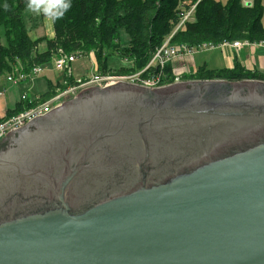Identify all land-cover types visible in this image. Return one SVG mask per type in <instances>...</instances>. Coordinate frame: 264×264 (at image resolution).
I'll return each instance as SVG.
<instances>
[{
	"label": "water",
	"instance_id": "1",
	"mask_svg": "<svg viewBox=\"0 0 264 264\" xmlns=\"http://www.w3.org/2000/svg\"><path fill=\"white\" fill-rule=\"evenodd\" d=\"M122 82L7 134L0 264H264V81Z\"/></svg>",
	"mask_w": 264,
	"mask_h": 264
},
{
	"label": "trees",
	"instance_id": "2",
	"mask_svg": "<svg viewBox=\"0 0 264 264\" xmlns=\"http://www.w3.org/2000/svg\"><path fill=\"white\" fill-rule=\"evenodd\" d=\"M37 1L0 0V30L4 38V42L0 41V88L13 70L28 71L36 65L45 66L63 53H91L96 73L124 74L141 71L167 38L171 44L187 46L264 40L262 0H226L224 3L219 0H52L55 8L49 15L53 36L32 37V27L26 24L23 11ZM190 9L191 19L179 25ZM121 30L128 37L124 43ZM108 53L119 57L127 55L131 64L109 67ZM166 71L170 76L167 81L171 82L170 64ZM148 74L147 70L141 72L142 76ZM183 78L264 81V73L246 70L234 62L232 68L197 67ZM72 80L63 75L58 81L49 82L46 92L34 99L20 98L5 116L43 102L55 88H64Z\"/></svg>",
	"mask_w": 264,
	"mask_h": 264
},
{
	"label": "built area",
	"instance_id": "3",
	"mask_svg": "<svg viewBox=\"0 0 264 264\" xmlns=\"http://www.w3.org/2000/svg\"><path fill=\"white\" fill-rule=\"evenodd\" d=\"M191 9L183 16L179 25H181L185 20L189 19V13ZM168 41L169 39L167 38L161 44V46H159L154 51L152 57L150 58L146 66L142 69V71H148L149 74L146 77H141V71H139V73L135 75L92 73L91 75H89V77L73 78V76L71 75L70 64L75 60L77 55L73 53L58 54L53 59L54 68L65 71L63 75H65V77L73 78L72 83L66 84L64 88H55L54 93L43 102L37 103L31 107H27L16 114L1 117L0 139L10 133L11 130L22 127L33 117L42 115L50 109L59 106L64 102L66 98H72L74 95H76V93L86 87H105L118 81L133 82L146 87H153L159 84L169 83V81L167 80L168 78H170V76L169 73L166 71V66L169 64L171 66L174 60L188 59L192 56L194 51L222 46H229L235 51H239L245 46H254L256 48L264 49V40H234L231 42H223L219 45H215L211 42H204L197 46H187L185 44H171ZM45 68L47 67L43 65H36L28 71L15 69L11 73L6 75L5 80L6 82H12L13 84H16L19 81L27 79L29 76L41 73ZM171 73H173V76L171 77V82H177L182 79V75H180V73H175L173 71H171L170 74ZM64 83H66V81ZM2 94L3 91L0 90V95ZM25 98H27L25 94L21 95V99Z\"/></svg>",
	"mask_w": 264,
	"mask_h": 264
},
{
	"label": "rangeland",
	"instance_id": "4",
	"mask_svg": "<svg viewBox=\"0 0 264 264\" xmlns=\"http://www.w3.org/2000/svg\"><path fill=\"white\" fill-rule=\"evenodd\" d=\"M221 2H226V0H219ZM262 4L264 7V0H262ZM54 2L52 0H39L33 4L31 7H27L23 11V16L25 18V22L31 28L30 35L32 37H48L52 31V22L49 17V13L54 10ZM189 19H191L189 17ZM262 22L264 23V11ZM121 42L127 40V34L124 30L120 31ZM0 41L4 42V38L2 37V31L0 30ZM222 47H215L211 49H201L198 51H194L191 57L187 59V65L192 67L191 60L193 59L196 65L203 64L206 62L208 68H218L222 67L226 64V56L229 55V51L226 49L223 51ZM226 52V55L225 53ZM131 58L127 55H122L119 57L117 54L108 53L107 54V64L109 67L118 68L120 66H127L131 64ZM94 57L90 54H80L77 55L75 60L70 64L71 75L74 78L79 77H89L94 66ZM172 67L176 69V66H180L181 62L179 60H174ZM194 63V64H195ZM45 68L41 73L29 76L27 79L19 81L16 84L12 82H4V87H1V91L7 94L5 95L6 99H8L9 104H13L17 98L20 99L21 94H26L29 98H34L36 95L43 94L47 89L49 82L58 81L65 71L58 70L54 68V60L50 61L45 65ZM174 69V70H175ZM191 70V69H190ZM142 72V69H141ZM176 72V71H175ZM189 72V71H188ZM138 71L127 72L124 74L127 75H135L138 74ZM123 74V73H122ZM146 77V76H141ZM143 86V85H142ZM146 87V86H145Z\"/></svg>",
	"mask_w": 264,
	"mask_h": 264
},
{
	"label": "crops",
	"instance_id": "5",
	"mask_svg": "<svg viewBox=\"0 0 264 264\" xmlns=\"http://www.w3.org/2000/svg\"><path fill=\"white\" fill-rule=\"evenodd\" d=\"M52 36H53V29H52V31L48 37H52ZM43 46L44 45L41 44V47H43ZM221 49L223 51H225L227 49L229 51V55L226 56V64L224 66L218 67V68H232L234 65V62H237L246 70H249V71L250 70L251 71L257 70L259 72L264 73V49L256 48L254 46H245L242 49H240L239 51H235L233 48H231L229 46H222ZM224 53L226 55V52H224ZM191 61H192L191 62L192 67H189L187 65V59H179V62H181V65L176 66V69H175L172 67V65H173V63H172L171 64V71H173V72L176 71L175 73H180V75H182L181 77L183 78L184 75H188V74L194 72L195 69H197V67L205 66L206 68H208L206 62H204L203 64L196 65V63L194 62L193 59ZM218 68H211V69H218ZM93 69L94 70H92L91 74L96 73L95 60H94ZM79 78H83V77H79ZM3 87H4V85H3ZM6 94H7L6 92L5 93L3 92V94L0 95V118L5 116V113L8 109H13L15 104L20 100L19 98H17L16 101L10 105L8 99H6V97H5ZM21 95H23V93ZM37 96H39V95H36L35 97H37ZM26 97L28 99H34L35 98V97L29 98L27 95H26ZM20 98H21V96H20Z\"/></svg>",
	"mask_w": 264,
	"mask_h": 264
},
{
	"label": "flooded vegetation",
	"instance_id": "6",
	"mask_svg": "<svg viewBox=\"0 0 264 264\" xmlns=\"http://www.w3.org/2000/svg\"><path fill=\"white\" fill-rule=\"evenodd\" d=\"M204 80H211V81L220 80V81L225 82V83H221V85H217V84L205 82ZM241 80H243V79H241ZM241 80L185 79V78H182L181 80H179L177 82H169V83L159 84V85H156V86H153V87H147V88L156 89V88H160V87H164V86H168V85H172V84L187 83V84H189V86L187 87V89L184 88L183 92H182L184 94V96L185 97H200V98H202L204 100L211 101V102H206V103L205 102H196L194 104L195 106H205V105H208L209 103L214 104L215 102H212V101L216 100V98L227 97V94L232 93V90L234 89V84L236 82L241 81ZM119 83H121V82H116V83H113V84H110V85H116V84H119ZM122 83L141 85V84H137V83H133V82H122ZM110 85H108V86H110ZM93 88H99V87L91 86V87H89V88H87L85 90H82L76 95V97H74V98H69V97L66 98L63 103H65L66 101H69L71 99H77L80 96H82L84 93H86L87 91H89L90 89H93ZM11 134H13V132L9 133L8 135L10 136ZM8 135H6L4 138H2L0 140V146H2L7 141V138L9 137Z\"/></svg>",
	"mask_w": 264,
	"mask_h": 264
},
{
	"label": "bare ground",
	"instance_id": "7",
	"mask_svg": "<svg viewBox=\"0 0 264 264\" xmlns=\"http://www.w3.org/2000/svg\"><path fill=\"white\" fill-rule=\"evenodd\" d=\"M145 75V74H144ZM147 76V75H146ZM65 80H66V78H65ZM64 81V80H63ZM68 83V82H67ZM70 83V82H69ZM72 83V82H71ZM66 84V83H65ZM42 102V101H41ZM38 103H40V102H38ZM37 104V103H36Z\"/></svg>",
	"mask_w": 264,
	"mask_h": 264
},
{
	"label": "clouds",
	"instance_id": "8",
	"mask_svg": "<svg viewBox=\"0 0 264 264\" xmlns=\"http://www.w3.org/2000/svg\"><path fill=\"white\" fill-rule=\"evenodd\" d=\"M29 7H31V3L29 4Z\"/></svg>",
	"mask_w": 264,
	"mask_h": 264
}]
</instances>
